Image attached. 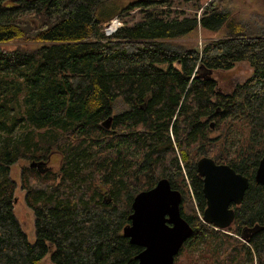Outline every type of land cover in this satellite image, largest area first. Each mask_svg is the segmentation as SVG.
Listing matches in <instances>:
<instances>
[{
  "label": "trees",
  "instance_id": "trees-1",
  "mask_svg": "<svg viewBox=\"0 0 264 264\" xmlns=\"http://www.w3.org/2000/svg\"><path fill=\"white\" fill-rule=\"evenodd\" d=\"M221 1L197 16L171 0H0V264H136L142 248L123 227L134 196L161 178L180 192L192 228L174 264H264V187L254 181L264 33L232 20ZM137 8L143 15L127 23ZM115 16L122 26L106 36ZM197 24L221 36L177 45ZM15 41L34 46L3 47ZM242 61L250 74L231 92L205 75ZM51 154L56 170L45 167ZM202 156L249 181L225 229L202 221ZM19 160L32 243L13 211Z\"/></svg>",
  "mask_w": 264,
  "mask_h": 264
},
{
  "label": "water",
  "instance_id": "water-1",
  "mask_svg": "<svg viewBox=\"0 0 264 264\" xmlns=\"http://www.w3.org/2000/svg\"><path fill=\"white\" fill-rule=\"evenodd\" d=\"M109 121L110 117L104 124ZM196 170L202 177L206 199L202 221L218 229L227 228L234 219L231 205L241 203L248 178L208 156L196 161ZM254 181L264 187V157L258 162ZM180 203V192L171 187L167 178L159 179L153 187L134 196L130 223L123 227V235L131 244L142 248L136 255V264H174L175 256L192 233L181 215Z\"/></svg>",
  "mask_w": 264,
  "mask_h": 264
},
{
  "label": "rangeland",
  "instance_id": "rangeland-1",
  "mask_svg": "<svg viewBox=\"0 0 264 264\" xmlns=\"http://www.w3.org/2000/svg\"><path fill=\"white\" fill-rule=\"evenodd\" d=\"M129 1V0H125ZM210 0H201V7L197 9V6H193V1L190 0H171L172 9L182 10L188 13H196L197 16L200 15L201 9ZM220 7L228 12L232 20L243 23L246 27L254 30L257 33H264V0H222L220 2ZM185 14V13H184ZM143 15V12L137 8L129 11L128 14L123 15L124 20L127 23H132ZM173 15V14H171ZM170 15V16H171ZM186 15V14H185ZM121 22H123L120 17ZM221 34H210L204 31V28L200 29V25L197 24V31L188 33L185 37H182L176 41L177 45L183 47H196L201 48L205 38L219 37ZM27 45L29 47L34 46L33 43H26L22 41H15L3 44L5 48H14L17 45ZM248 63L242 61L237 62L233 68L230 70H210L205 75L214 76L216 80V87L219 91L231 92L237 83L245 80L251 71ZM25 164L23 160L17 161L11 166L10 178L15 182L16 188L14 192L15 201L13 203V211L16 216L18 223L20 224L22 230L26 233L29 242H33L34 234V215L31 209L25 203V192L21 188L20 184V171L21 167ZM59 164V155L51 154L49 160L45 163L46 169L56 170ZM46 264V260H44Z\"/></svg>",
  "mask_w": 264,
  "mask_h": 264
},
{
  "label": "built area",
  "instance_id": "built-area-1",
  "mask_svg": "<svg viewBox=\"0 0 264 264\" xmlns=\"http://www.w3.org/2000/svg\"><path fill=\"white\" fill-rule=\"evenodd\" d=\"M122 26V22L119 17H113L109 20L108 24L103 27V32L106 36L113 34L119 27Z\"/></svg>",
  "mask_w": 264,
  "mask_h": 264
}]
</instances>
